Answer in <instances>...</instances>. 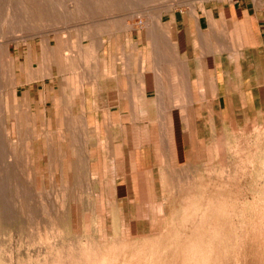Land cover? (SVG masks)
Masks as SVG:
<instances>
[{
    "label": "rangeland",
    "instance_id": "1",
    "mask_svg": "<svg viewBox=\"0 0 264 264\" xmlns=\"http://www.w3.org/2000/svg\"><path fill=\"white\" fill-rule=\"evenodd\" d=\"M260 1L0 0V264H264V80L249 66L226 89H165L181 109L163 120H82L80 98L54 107L47 89L59 71L77 90L130 27L171 48L175 15L203 8L212 56L231 55L256 44Z\"/></svg>",
    "mask_w": 264,
    "mask_h": 264
},
{
    "label": "crops",
    "instance_id": "2",
    "mask_svg": "<svg viewBox=\"0 0 264 264\" xmlns=\"http://www.w3.org/2000/svg\"><path fill=\"white\" fill-rule=\"evenodd\" d=\"M247 13L257 23L256 44L251 40L236 44L235 53L222 51L218 58L208 49L206 31L214 16L207 8L198 9L192 17L185 14L181 20L175 15L176 38L166 40L171 41V48H164V40L155 31L133 33L130 27L122 34L108 35L98 52L97 69L84 68L83 75L76 78L81 84L77 90L66 89L64 76L53 72L52 84L47 88L52 104L56 107L63 103L65 96L80 98L74 103L80 108L73 110L82 113V120H113L115 115L123 120H163L165 111L173 114L181 109L165 100V89H226L233 75L236 82L244 81L245 65L264 80V0L256 2L252 11L247 8ZM189 18H194V26L188 23ZM95 46L91 41V48ZM244 47H252V58L248 59ZM96 127L101 126L98 123Z\"/></svg>",
    "mask_w": 264,
    "mask_h": 264
}]
</instances>
